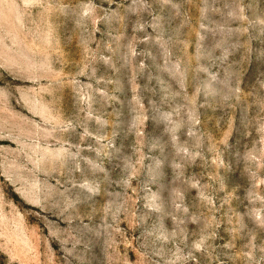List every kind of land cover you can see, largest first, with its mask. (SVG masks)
I'll return each mask as SVG.
<instances>
[{
	"label": "rangeland",
	"instance_id": "rangeland-1",
	"mask_svg": "<svg viewBox=\"0 0 264 264\" xmlns=\"http://www.w3.org/2000/svg\"><path fill=\"white\" fill-rule=\"evenodd\" d=\"M0 264H264V0H0Z\"/></svg>",
	"mask_w": 264,
	"mask_h": 264
}]
</instances>
